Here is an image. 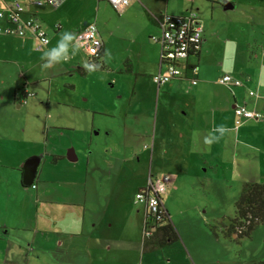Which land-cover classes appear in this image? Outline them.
Instances as JSON below:
<instances>
[{
	"label": "rangeland",
	"instance_id": "374dc122",
	"mask_svg": "<svg viewBox=\"0 0 264 264\" xmlns=\"http://www.w3.org/2000/svg\"><path fill=\"white\" fill-rule=\"evenodd\" d=\"M227 1L234 2L235 9L223 7V3ZM151 6H159L161 13L174 15L188 14L192 8L205 25V46L199 62L201 69L209 66L213 69V74H217V71L222 76L226 73L235 74L233 81L236 86L232 84V87L236 90L237 98L242 94L248 98L250 90L258 91L263 96L264 0H133L123 13L115 10L106 0H101L100 5L97 0H68L58 8L48 4L42 7L31 5L28 10L37 12L40 22L48 29V48L55 45L64 31L72 32L77 27L90 23L96 24L107 43V53L101 58L96 71H85L83 74L78 71L79 68L85 69L83 65L88 60L85 49L78 43L75 55L70 54L67 61L50 69H42L40 59L48 48L40 52L34 48L24 56L32 61L33 75L23 78L20 83L18 75L10 79L9 87L12 90H23L26 84V89L29 87L36 94V98H29L21 112L30 121L31 134H37L39 138L46 135L48 144L45 149L48 153L57 150V154L63 156V160L57 164L53 157L48 156L40 165L35 182L39 193L37 194L35 185L30 186V191L34 194L33 203L36 204L41 195L53 191L54 199L79 204V208H76L78 211L84 207L89 224L93 216L99 214L100 207L102 206L103 212L106 208L103 206H107L108 201L113 199L109 204L110 217L115 223L111 243L114 250L123 253L124 263L141 264L142 260L148 262L154 259L155 264H168L167 261L173 258L177 248L143 254L145 225L140 236L135 232L118 233L117 228L126 231L128 224L116 218H126L124 212L134 216L142 207L137 202L136 195L141 186H147L148 177L168 175L172 183L168 187L167 196L164 195V202L170 207L173 224L180 227L186 222H197L203 230H208L207 246L202 237L203 246L198 264H264V222L255 229L251 239L235 241L221 236L225 218L235 216V205L245 183H264V139L258 137V132L251 135L250 140L255 148L248 150L252 154L249 155L252 157L247 158L249 161L236 156V176L232 174L231 165H225L224 169L217 168L218 170L201 166L197 176L194 171L190 173L192 164L196 161L184 145L178 149L180 159L174 155L171 159L168 158L171 155H163L170 145L163 142H157V148L152 145L157 113L159 119H165L170 127L177 128L189 123L188 119L192 120L194 114L192 108L185 106L181 91L172 95L168 91L162 92L158 96L159 91L152 80L139 78L136 84V71L130 73L141 60L138 56L139 49L143 50L145 45H154L149 39V12L154 13ZM59 24L62 29L54 31L53 26ZM143 52L146 53V50ZM17 57L22 58L23 55ZM127 69L129 72L126 74L130 73L131 76L124 78L122 71L125 73ZM211 84V89L220 94L225 88L217 80H212ZM183 85V92L192 95L195 88L187 82ZM135 88L140 94L136 106L146 109L150 119L143 121V137L139 138L134 145L135 150L125 162L122 160L125 154L120 147L121 118L120 114H114L124 106ZM143 89L147 91L144 96ZM251 99L254 100L253 97ZM31 106L37 107L40 119L34 114L35 109L29 110ZM183 110L187 112V116H184ZM9 119L13 122L17 120V116L13 115ZM38 122L40 124L37 130L38 127L35 126ZM258 127L264 129V123H260ZM71 151L78 157L77 161H69L68 154ZM118 158L121 159L119 164ZM185 158L190 159L191 163ZM124 162L127 175L117 178L116 169L119 170ZM111 164L115 166L111 168ZM5 181L0 186L4 189L1 194L6 197V178ZM174 183L178 184V190H171ZM117 198L122 203L121 209L114 207ZM30 205L32 203L27 205L28 208ZM9 206L7 199H1L2 211ZM10 208L17 212L19 220L28 221L31 217L15 204ZM212 227L218 230L219 239L211 232ZM180 234L185 239V234ZM99 255L102 259L105 258L104 253ZM101 256L97 264H108L107 261H102ZM178 256L175 259L180 260V264H192V260L184 252ZM176 263L178 262H173Z\"/></svg>",
	"mask_w": 264,
	"mask_h": 264
},
{
	"label": "crops",
	"instance_id": "0c3cea01",
	"mask_svg": "<svg viewBox=\"0 0 264 264\" xmlns=\"http://www.w3.org/2000/svg\"><path fill=\"white\" fill-rule=\"evenodd\" d=\"M66 1H64L62 5ZM97 3L100 5L101 0H97ZM31 5L34 7H42L43 5L37 6L35 5V1L26 0V15H35L38 17L37 12L28 10ZM151 7L153 8L154 13L149 12V31L151 33L149 39L154 45H145L143 50H146V53L139 49L138 56L141 60L138 62L136 69H131L130 73L136 71L135 75L138 77L136 79V84L139 82V78L149 79V81L152 80L153 84L157 86L159 91L158 96L162 92L168 91V94L172 95L174 92L181 91L182 97L184 96L185 106L192 108L194 114L192 120L188 119L189 123H184V125L179 126L180 128H177V126L170 127L167 120L159 119L157 113L155 119L156 122L154 124L156 131L152 145L156 148L158 146L157 142H163L164 144L170 145L163 154L164 156L171 155L168 157L169 159L173 158L172 155H174L175 158L180 159L181 155L178 153V149L180 148L179 146L184 145L196 161L192 164L193 167L190 173L194 171V174L197 176L201 171V166L208 169L214 168L215 170H218L217 168L224 169L225 165H231L232 174L236 176V156L249 161L247 158L252 157L249 156L252 154L248 153V150L252 151L255 148V144L250 140L251 135L258 132L260 135L258 137L263 140L264 129L258 127V125L264 122L245 121L239 129H236V116L234 110L236 106H246L249 109H252L253 107V110H257L264 115V93L262 96L257 91L261 98H254L253 100L251 99L252 96L250 97L249 95L250 91L253 90H250L248 98L243 96V94L237 98L236 90H233L232 87V84L236 86L234 81L229 84H221L219 82L223 76L230 75L233 78V76L236 77L235 74L226 73L222 76L218 71L216 72L217 74H213L211 72L213 69L209 66L201 69L199 62L205 46V25L200 51L197 56L192 57L189 61L190 64H195V66L199 68L197 84L194 85L191 82V73L186 72L181 77L172 80L170 83L158 86L153 78L161 70V44L159 42L161 33L154 16L167 15L184 17L195 11L191 8L188 11V14L174 15L167 12L161 13V7L159 6ZM223 7L233 10L236 5L234 2L227 1L223 3ZM168 9L169 6L167 5L166 10ZM85 25L88 24H84L79 28L77 27L72 32L77 36L78 32H80ZM41 27L48 35V29H46L42 23ZM53 29L54 31H60L62 25L59 24L53 26ZM99 36L101 37L100 32ZM101 39L103 41V47L100 54V61L107 53V43L102 37ZM37 46L38 40L36 36L31 33H28L25 37L0 36V184L6 182L5 178L8 183V190L5 192L6 197L1 194L4 189L0 186V201L1 199H7L8 206L11 204L9 207H6L4 211L0 208V264H97V260L101 256L99 253H104L105 258L102 259L101 256V259L102 261H107L108 264H129L128 262L124 263L123 253L114 250L113 244L111 243L115 223L110 217L109 204H111L113 199L108 201L109 203L107 206H103L106 207L103 212L101 206L99 214L93 216L88 224L84 207L82 210L80 209L78 211L76 208H79V204L62 202L56 198L54 199L52 190H50L52 191L50 193L41 195V198H38L35 202L36 204H34V194L30 191L31 187H26L22 183L23 166L28 159L38 158L40 160L33 185H35L38 178L39 167L44 163L46 157H53L55 164L63 160V156L57 154V150H53L49 154L48 150L45 149V146L48 144V138L45 137L46 135H43V138H39L37 134L35 136L31 134L30 121H28L21 113L22 108L28 104L29 98H36V94L30 90L31 88L28 87V89H26V84L24 85L23 90L22 88L21 90L18 88L12 90L9 87L11 84L10 79L13 76L16 77V75H18L20 83L23 78L26 79L28 75H33L31 71L33 68L32 61L30 62V59L26 57L24 58V56L34 48L36 51L40 52V50L37 49ZM48 47L49 46L42 50L47 49ZM20 54L23 55L22 58L17 57ZM86 56L88 59L87 63H92L94 61V59H91L87 53ZM255 57L257 58V55ZM127 71L129 72L128 69L125 73L122 71L124 78L131 76L130 73L126 74ZM212 80H217L220 85L225 87H223L224 89L221 91V94L214 92L213 89H211ZM127 81H129V78ZM185 82L195 88L192 95L183 92V84ZM146 93L147 91L143 89L142 95L144 96ZM139 95L140 94L135 88L131 97L126 100L124 106L119 109L118 113L114 114L115 116L120 114L121 118L122 124L120 128L122 129V136L120 139V147L125 154L122 159L125 162L129 159L130 153H133L135 150L134 145L139 138L143 137L145 132L143 131V121H149L150 119L149 113L146 109L136 106ZM33 109H35L34 114L39 113L36 106H31L29 110L33 111ZM183 111L185 112V110ZM163 113L165 112L163 111ZM13 115L17 116V120L12 122L9 118ZM184 116H187V112H185ZM37 117L40 119L38 114ZM262 120H264V118ZM39 124L40 123L38 122L35 126V128L38 127L37 130L39 129ZM220 125H223L229 129V131L214 143L210 145L205 144V137H208L209 135H218L215 133L214 129ZM244 138L245 140H243ZM70 154L71 155L68 156V159L71 158L72 160L69 159V161H77L78 157L75 156L74 153ZM254 156L257 157V155ZM185 159L190 162V159ZM185 159L183 160L185 161ZM120 161L121 159L118 158L117 163L119 164ZM125 162L123 166L120 164L121 166L119 167V170L116 169L117 178H121L123 174L127 175V170L124 168ZM114 166L115 164H111V168ZM214 172L218 173V171ZM142 187L143 186H141L138 191L142 189ZM178 188V184L174 183L171 190H178ZM35 189L38 194L37 185H35ZM169 197H171V195ZM47 198H50L51 200L49 201ZM119 200L120 199L117 198L114 201V207L116 209H121L122 203ZM31 203L32 205L28 208L27 205ZM13 204L17 205L26 214L30 215V219L28 221H24V219L19 220L17 212L10 208ZM164 204L171 219L169 211L170 207L166 206L165 202ZM93 208L95 210V205H93ZM124 214L126 218H121L120 216L115 217L122 222H126V224H128V229L123 231L122 229L117 228V232H131L139 235L145 224V207L142 206L136 211L134 216L131 214L127 215L128 212H124ZM180 227L177 226V224L175 226L177 229L176 231H178V234L180 235L177 242L168 244L167 246L153 252H144L142 241L143 254H155L157 251L164 252L169 249L173 250L177 248L173 258L168 261L166 260L168 264H173L174 261L178 262L176 264H180V260L176 261L175 258L179 257L178 255L182 252L190 257L192 264H198L203 246L202 237H204L206 245L208 230L206 228L203 230V228L199 227L197 222H186L184 226L180 225ZM181 232L185 234V239L180 234ZM254 232L248 239H251ZM219 236L220 235H218L216 239H219ZM221 236L229 239L223 235V233ZM233 238L235 239V237ZM106 253L109 254L106 255ZM141 264H155V262L154 259H151L148 262L142 260Z\"/></svg>",
	"mask_w": 264,
	"mask_h": 264
},
{
	"label": "built area",
	"instance_id": "2783aa9c",
	"mask_svg": "<svg viewBox=\"0 0 264 264\" xmlns=\"http://www.w3.org/2000/svg\"><path fill=\"white\" fill-rule=\"evenodd\" d=\"M35 5L48 4L58 8L66 0H33ZM111 6L120 13L129 6L133 0H107ZM155 21L158 24L161 36V70L153 78L158 86L170 83L172 80L181 77L184 73L190 72L192 83L197 84L199 68L190 64L192 57L200 51L203 42L204 25L195 12L188 16H167L156 15ZM92 26L89 28V26ZM28 33L36 36L38 50H42L50 44L48 35L41 27L39 18L35 15H26V0H0V36L25 37ZM78 42L85 49L91 59L99 57L103 47V41L99 36L96 24L85 25L77 35ZM221 84L233 82L230 75L223 76ZM251 96L260 98L258 92L251 91ZM236 129L243 120H259L262 114L258 111L248 109L245 106H236ZM171 182L169 176L150 178L148 184L141 190L136 199L145 206L146 216L153 219L152 224L144 228V235L150 236L155 233L159 221L158 213L160 199L166 193Z\"/></svg>",
	"mask_w": 264,
	"mask_h": 264
},
{
	"label": "trees",
	"instance_id": "16d2710c",
	"mask_svg": "<svg viewBox=\"0 0 264 264\" xmlns=\"http://www.w3.org/2000/svg\"><path fill=\"white\" fill-rule=\"evenodd\" d=\"M100 54H101V51H100ZM100 54H99V57L95 58L94 61L92 62L97 67H99ZM78 71H80V73H83L86 70L81 68V69H78ZM249 95H250V93H249ZM250 97H251V95H250ZM252 97L257 99L254 96H252ZM260 98H261V96H260ZM251 110H253V109H251ZM234 113H235V110H234ZM261 114H262L261 119H259V120H243L242 124H244L245 121L246 122L247 121H262V119L264 118V115H263V113H261ZM240 126L238 127V129L240 128ZM164 176H168V175H164ZM159 177H163V176H159ZM150 178L155 179L158 177L151 176V177H149V179ZM171 182H170V184H171ZM141 190H143V188L137 192V195ZM166 194H167V191L164 195H166ZM137 195H136V197H137ZM164 195L160 199V206H159V213H158L159 221L155 222L157 229H156L155 233H153L152 235L144 236V239H143L144 252H153L157 249L163 248V247L167 246L168 244L175 243L179 240L180 235L176 231V228L170 219L169 212H168L167 208L165 207L164 200H163ZM141 205L144 206L143 204H141ZM235 206H236L235 216L232 218H230V217L225 218L226 223L223 224V226H222L223 227L222 233L227 238H229L231 240L233 239L235 241L245 239V238L248 239V238H250V236L254 232V230L262 222H264V183H259V182L245 183ZM144 222H145L144 228H147V226H150V224H152L153 219L151 220V217H147L145 215ZM211 232L213 233L214 236L218 237V233H217L218 230L216 228L212 227ZM233 237H235V239Z\"/></svg>",
	"mask_w": 264,
	"mask_h": 264
},
{
	"label": "clouds",
	"instance_id": "9594fccd",
	"mask_svg": "<svg viewBox=\"0 0 264 264\" xmlns=\"http://www.w3.org/2000/svg\"><path fill=\"white\" fill-rule=\"evenodd\" d=\"M92 26L90 25L89 28ZM78 51V38L71 31H64L59 38L57 39L55 45L51 48H48L43 52L40 59L42 61L41 68L42 69H50L54 65L59 64L61 62L67 61L69 59V55H75ZM110 58V57H109ZM86 71L93 72L97 70V66L93 63H85L83 65ZM215 133L218 135H209L205 137L204 143L210 145L218 140L220 137L224 136L226 132L229 131L223 125L217 126L214 129Z\"/></svg>",
	"mask_w": 264,
	"mask_h": 264
},
{
	"label": "water",
	"instance_id": "95a60500",
	"mask_svg": "<svg viewBox=\"0 0 264 264\" xmlns=\"http://www.w3.org/2000/svg\"><path fill=\"white\" fill-rule=\"evenodd\" d=\"M70 153H74V152L71 151ZM70 153L68 156L71 155ZM69 159L72 160L71 158H69ZM74 160H76V159H74ZM39 161L40 160L38 158H30L25 162V164L23 166V176H22L23 177L22 183L24 186L29 187V186L33 185V183L36 179Z\"/></svg>",
	"mask_w": 264,
	"mask_h": 264
}]
</instances>
